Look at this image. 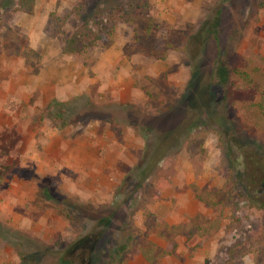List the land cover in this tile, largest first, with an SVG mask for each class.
I'll return each mask as SVG.
<instances>
[{"label": "rangeland", "instance_id": "rangeland-1", "mask_svg": "<svg viewBox=\"0 0 264 264\" xmlns=\"http://www.w3.org/2000/svg\"><path fill=\"white\" fill-rule=\"evenodd\" d=\"M147 2L0 0V264H264V0Z\"/></svg>", "mask_w": 264, "mask_h": 264}, {"label": "trees", "instance_id": "trees-1", "mask_svg": "<svg viewBox=\"0 0 264 264\" xmlns=\"http://www.w3.org/2000/svg\"><path fill=\"white\" fill-rule=\"evenodd\" d=\"M96 2H100V0H79L78 6L73 10L79 27L64 41L63 54L77 56L84 49L96 46L97 44L105 47L113 37L117 22L130 24L133 19L144 15L148 9L147 0H121L112 9L111 7L103 9L105 6L103 1L97 10H102V16L98 19L94 16L96 13L93 14L91 12V7ZM15 8L19 12L30 15L32 13V0H17ZM233 74L238 76L239 72L234 70ZM262 98V101L256 106L260 110L257 113L256 119L264 116V94Z\"/></svg>", "mask_w": 264, "mask_h": 264}, {"label": "crops", "instance_id": "crops-1", "mask_svg": "<svg viewBox=\"0 0 264 264\" xmlns=\"http://www.w3.org/2000/svg\"><path fill=\"white\" fill-rule=\"evenodd\" d=\"M42 5V4H40ZM48 4L44 3V7L48 8ZM35 6L32 8V13L30 15L24 14V13H18L19 15H14L13 19L17 27L24 28L28 33L27 35H32L34 27L32 26V23L37 22L39 20L40 16H43L39 14V12L35 11ZM47 13L44 12V17L46 18ZM26 21L30 22V28H27L25 23Z\"/></svg>", "mask_w": 264, "mask_h": 264}]
</instances>
